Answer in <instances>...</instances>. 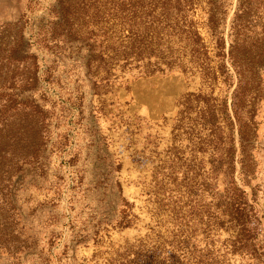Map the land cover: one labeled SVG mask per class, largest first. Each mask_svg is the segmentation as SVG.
<instances>
[{"label":"rangeland","instance_id":"obj_1","mask_svg":"<svg viewBox=\"0 0 264 264\" xmlns=\"http://www.w3.org/2000/svg\"><path fill=\"white\" fill-rule=\"evenodd\" d=\"M70 1L62 10L56 0H0V107L12 101L0 112V264H256L231 244L225 207L235 181L262 234L264 0L216 2L226 82L211 78L203 0L178 23L172 12L161 20L108 0ZM189 21L207 51L204 75L177 34ZM231 35L237 63L261 62L255 72L241 66L249 132L239 144L234 126L229 159L223 114L211 135L203 105L188 98L211 92L231 112ZM20 36L22 60H10ZM25 104L44 113L36 145L18 129Z\"/></svg>","mask_w":264,"mask_h":264},{"label":"trees","instance_id":"obj_2","mask_svg":"<svg viewBox=\"0 0 264 264\" xmlns=\"http://www.w3.org/2000/svg\"><path fill=\"white\" fill-rule=\"evenodd\" d=\"M98 1V0H96ZM199 0H108L109 4L115 10H126L128 7H133L135 10H148V11H159L160 19L167 18L169 13L176 14L177 23L184 17V12H186L190 7L197 3ZM206 4V24L207 28L210 32V35H213L215 41V56L217 57V65L215 69L210 70L211 78L218 79L221 78V81L226 82L228 78H231L232 75L229 74L228 70L225 68L223 58L225 57L224 52V39L222 36H218L219 34L216 31V27L218 25V19L216 16V2L217 0H203ZM70 0H56L57 6L62 10L69 8L68 6L73 3ZM67 6V7H65ZM236 16V15H235ZM238 16V15H237ZM234 27V25H233ZM177 34L180 38L185 39L189 46V52L193 58H195L200 66L202 67V74H207V69L209 70L207 63H205V57L207 56V51L205 49V45L203 44L202 36L199 31L195 28V26L189 21L184 26L180 25L177 27ZM232 36V35H231ZM235 39L231 38V42L229 44L228 55L231 60V64L235 71L236 83L231 93V112L228 110V105L226 103V98H222L219 103L216 102V98L212 96L211 92H197L192 93L191 95L194 97L193 99L188 98V100L201 102L204 107L203 113L206 112L210 119L211 124V135L216 133V125L215 119L217 116V112L219 110L220 113L223 114L226 127L228 131L225 133L229 137L227 152L229 159L234 152V133L233 128L237 125V134L239 138V144H242L245 138H248L249 128L247 127L246 120L242 119L241 110L239 106V102L246 99L247 95L251 96V88L245 79L246 74L241 66L246 64V69L249 71L252 70L255 72L259 67V63L261 62L260 57L256 59L245 58L243 63L235 60L233 55ZM23 45V37L20 36L17 40H15V44L10 46L8 49L9 54L7 57L10 60H20L22 57L18 55L21 51V47ZM24 51H27L26 49ZM33 58V63L36 61L35 57L29 54ZM24 59V58H23ZM22 60V59H21ZM205 63V64H204ZM243 67V68H244ZM35 70L33 75H35ZM230 84V82H229ZM9 103H5L0 107L1 113H6L11 108V99L7 98ZM23 102V101H22ZM29 103V102H25ZM28 108V109H27ZM25 111L19 110L20 115H27L26 120H20L19 132L28 138L32 139L31 145H36L37 141H40L41 131L40 127L42 125L44 113L39 105H26L24 107ZM18 114V111L17 113ZM8 115L7 117H10ZM13 116V114H12ZM7 120V119H6ZM235 121V123H234ZM40 124V126L38 125ZM219 128V127H218ZM248 128V129H247ZM17 129V130H18ZM0 133L3 134V132ZM17 137V136H16ZM18 139H21L17 137ZM24 140V137L21 139ZM19 142V140H17ZM5 142L0 139V143ZM40 143V142H39ZM30 145V147H32ZM33 148V147H32ZM1 150V149H0ZM231 199L228 201L225 207V212L227 217H229L233 227L237 228L236 235L233 239H231V244L234 248H244L252 258L256 261V264H264V230L262 234L254 233L253 228L249 227L250 221V209L252 208L251 204L247 203L246 200V192L244 188L239 187L235 181L233 182L231 188Z\"/></svg>","mask_w":264,"mask_h":264}]
</instances>
